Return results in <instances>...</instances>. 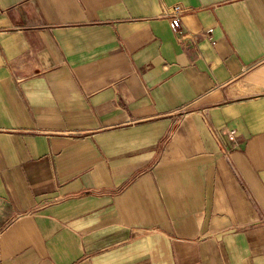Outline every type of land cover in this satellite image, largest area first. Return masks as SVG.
<instances>
[{
    "label": "crops",
    "instance_id": "obj_1",
    "mask_svg": "<svg viewBox=\"0 0 264 264\" xmlns=\"http://www.w3.org/2000/svg\"><path fill=\"white\" fill-rule=\"evenodd\" d=\"M0 264H264V0H0Z\"/></svg>",
    "mask_w": 264,
    "mask_h": 264
},
{
    "label": "built area",
    "instance_id": "obj_2",
    "mask_svg": "<svg viewBox=\"0 0 264 264\" xmlns=\"http://www.w3.org/2000/svg\"><path fill=\"white\" fill-rule=\"evenodd\" d=\"M183 12L184 10L181 8V6H174L173 8L170 9V11L166 12V16H168L172 20V26L174 28V31L178 34L181 33L179 19ZM210 35H211V31L206 33V36L208 38H210ZM234 133L235 131L231 133V138H233L232 135Z\"/></svg>",
    "mask_w": 264,
    "mask_h": 264
}]
</instances>
